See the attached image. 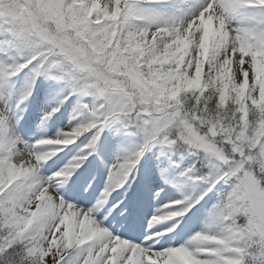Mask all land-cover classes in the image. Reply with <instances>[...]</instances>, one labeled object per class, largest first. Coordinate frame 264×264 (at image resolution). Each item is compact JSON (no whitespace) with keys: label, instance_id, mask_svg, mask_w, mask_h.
<instances>
[{"label":"snow or ice","instance_id":"obj_1","mask_svg":"<svg viewBox=\"0 0 264 264\" xmlns=\"http://www.w3.org/2000/svg\"><path fill=\"white\" fill-rule=\"evenodd\" d=\"M0 264H264V0H0Z\"/></svg>","mask_w":264,"mask_h":264},{"label":"rangeland","instance_id":"obj_2","mask_svg":"<svg viewBox=\"0 0 264 264\" xmlns=\"http://www.w3.org/2000/svg\"><path fill=\"white\" fill-rule=\"evenodd\" d=\"M69 111H71V109H69ZM38 123V121H37ZM65 124L67 123V119L66 122H64ZM49 135H52L49 133ZM106 138L108 140L109 143H115V139L113 138V136L111 135V133H107L106 134ZM117 153L113 150L110 152H103L102 150V158L105 160V163H112L115 160ZM97 167V171H98V186L100 188L103 187V183L107 178V173L106 170L104 169L103 165H96ZM113 195H116L115 193ZM74 202V201H73Z\"/></svg>","mask_w":264,"mask_h":264},{"label":"bare ground","instance_id":"obj_3","mask_svg":"<svg viewBox=\"0 0 264 264\" xmlns=\"http://www.w3.org/2000/svg\"><path fill=\"white\" fill-rule=\"evenodd\" d=\"M29 115H31V113ZM53 131H54V129L51 130V132H53ZM159 206H160V203H156L154 205V207L152 208V210L154 211L155 210V207H159Z\"/></svg>","mask_w":264,"mask_h":264}]
</instances>
